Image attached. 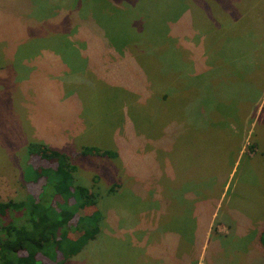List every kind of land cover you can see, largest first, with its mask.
Masks as SVG:
<instances>
[{
  "label": "rangeland",
  "instance_id": "rangeland-1",
  "mask_svg": "<svg viewBox=\"0 0 264 264\" xmlns=\"http://www.w3.org/2000/svg\"><path fill=\"white\" fill-rule=\"evenodd\" d=\"M139 1L0 0V201L40 192L43 143L102 217L65 264H264V64L238 59L255 18Z\"/></svg>",
  "mask_w": 264,
  "mask_h": 264
},
{
  "label": "trees",
  "instance_id": "trees-1",
  "mask_svg": "<svg viewBox=\"0 0 264 264\" xmlns=\"http://www.w3.org/2000/svg\"><path fill=\"white\" fill-rule=\"evenodd\" d=\"M118 6L129 9L123 14L134 11L127 4ZM79 153L115 156L91 145L83 146ZM28 154L44 161L35 166L28 163L32 174L26 181L43 179V184L35 196L0 201V264H46L44 259L65 264L100 231L96 194L74 181L76 167L68 154L43 143L30 144Z\"/></svg>",
  "mask_w": 264,
  "mask_h": 264
},
{
  "label": "crops",
  "instance_id": "crops-1",
  "mask_svg": "<svg viewBox=\"0 0 264 264\" xmlns=\"http://www.w3.org/2000/svg\"><path fill=\"white\" fill-rule=\"evenodd\" d=\"M238 16L241 18L254 16L255 19L252 22L247 21V23H244L243 27L247 29H250L248 26L249 23H257L253 24L256 28L251 31L253 35H256L253 37V39H256L253 42L254 44L251 46H238L239 63L241 64L242 68L246 67V63L248 67L250 66L249 68L259 71L261 69V65L264 64V62L258 58L259 50L264 49V0H238ZM251 20L252 19H250V21ZM246 129L248 130V128ZM242 132H244V128L239 130L241 136H243Z\"/></svg>",
  "mask_w": 264,
  "mask_h": 264
}]
</instances>
